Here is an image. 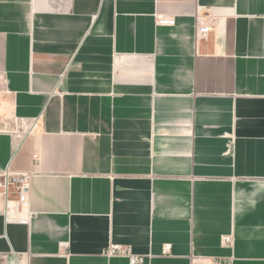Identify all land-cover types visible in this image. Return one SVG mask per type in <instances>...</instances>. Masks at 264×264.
<instances>
[{"label": "crops", "instance_id": "crops-1", "mask_svg": "<svg viewBox=\"0 0 264 264\" xmlns=\"http://www.w3.org/2000/svg\"><path fill=\"white\" fill-rule=\"evenodd\" d=\"M0 77V264H264V0H0Z\"/></svg>", "mask_w": 264, "mask_h": 264}, {"label": "built area", "instance_id": "built-area-1", "mask_svg": "<svg viewBox=\"0 0 264 264\" xmlns=\"http://www.w3.org/2000/svg\"><path fill=\"white\" fill-rule=\"evenodd\" d=\"M164 26H174L175 20L162 19L159 23ZM216 27L214 19L205 21L201 16L196 18V34L195 41L198 44L205 41L213 33ZM3 78L0 77V110L5 107L4 99L7 92L2 90ZM36 121H31L30 126L25 130L24 127L21 132L15 131L8 124H0V132L13 135L16 140V146L24 140L28 134H32L36 128ZM39 156H35L38 160ZM33 173L31 172H11L5 171L0 173V189H3V196L5 199V208L3 215L8 223H17L29 226L35 218V213L31 210L30 193ZM224 245L233 243L232 237H223ZM108 255H124L130 259V264H139L144 262V258L134 256L130 249L123 250L119 247L113 246L107 252Z\"/></svg>", "mask_w": 264, "mask_h": 264}]
</instances>
